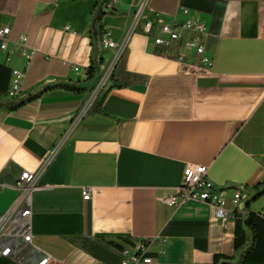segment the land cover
Wrapping results in <instances>:
<instances>
[{
    "label": "crops",
    "instance_id": "obj_1",
    "mask_svg": "<svg viewBox=\"0 0 264 264\" xmlns=\"http://www.w3.org/2000/svg\"><path fill=\"white\" fill-rule=\"evenodd\" d=\"M140 1L113 0L103 16L111 39L127 42L113 71L125 85L110 89L103 111H87L62 141L98 83L85 74L95 0H0V27L10 26L13 40L27 35L36 49L29 65L21 54L7 61L0 53V91L8 92L14 69L24 71V96L58 84L86 88H57L16 111L0 109V213L22 173L39 169L62 141L33 192L27 256L122 264L123 249L151 239V264H214L215 254L234 255L237 218L264 205L240 201L223 223L207 203L174 208L165 200L189 165L207 166L229 197L239 186L253 195L250 188L264 181V0H148L136 20ZM196 17L208 29L207 73L175 60L174 46L158 55L144 29L149 21ZM112 54L103 50V65ZM100 234L127 236L132 245L119 250ZM0 264L22 263L0 257Z\"/></svg>",
    "mask_w": 264,
    "mask_h": 264
},
{
    "label": "built area",
    "instance_id": "obj_2",
    "mask_svg": "<svg viewBox=\"0 0 264 264\" xmlns=\"http://www.w3.org/2000/svg\"><path fill=\"white\" fill-rule=\"evenodd\" d=\"M147 2L148 0L140 1L137 8L136 20L140 18ZM183 12L186 15L190 14V10L186 7L183 8ZM144 29L156 47L158 55L168 56L169 49L174 46L176 54L172 57L186 66L192 73H207L212 67V58L206 51L208 29L205 22L199 18H187L182 21L175 18L172 22L159 23L149 21L146 23ZM11 34L12 29L10 26L5 25L0 27V53L6 54L7 61L13 56L21 54L27 59V64L29 65L36 49L29 45L27 35H20L17 40H13ZM126 46V40L118 43L111 39L107 31L103 34L102 49L113 51L109 61V68L101 81H99L92 97L72 120L62 141L89 110L98 96L97 93L104 87L106 81L109 80ZM75 70L81 71V68L75 67ZM23 77L24 71L19 69L13 70V81L8 90L11 95L22 91ZM62 141L52 150L39 169L36 171H24L17 181L15 185L17 190L15 199L4 212L0 213V257H8L22 264L49 263L50 257L46 255H26L30 247L33 248L32 197L33 192L38 187V181L42 172L48 166ZM91 197L92 188H85L83 199L90 200ZM249 197L250 192L248 189L241 186L237 187L233 195L229 197L225 189L210 179L209 168L207 166L189 165L184 170L180 184L175 187L174 192L165 200L174 208H178L189 201L207 203L215 209L217 216L225 223L234 217V210L238 207L240 201L247 200ZM261 212L264 214V205L261 208ZM151 241V239H138L133 249H123L125 259L122 264H151L153 259L147 256L148 246Z\"/></svg>",
    "mask_w": 264,
    "mask_h": 264
},
{
    "label": "trees",
    "instance_id": "obj_3",
    "mask_svg": "<svg viewBox=\"0 0 264 264\" xmlns=\"http://www.w3.org/2000/svg\"><path fill=\"white\" fill-rule=\"evenodd\" d=\"M69 2H76L80 0H68ZM113 0H95L94 9L91 16V24L89 29L90 42H91V62L86 70V79L92 80L98 76L100 68L104 64V55L102 49V38L103 34L106 32L103 24V16L108 12L111 7ZM100 79V78H99ZM108 82L104 85L98 96L95 98L94 102L90 106L88 112H101L102 103L106 94L110 89L114 87H122L125 83L118 82L114 73L111 74ZM95 87V86H94ZM91 88V91L94 89ZM62 88L75 93H83L85 87H77L68 84H58L53 86H48L41 90L40 92L24 96L21 92L15 95H11L9 92L0 91V109H6L8 111H16L23 107L24 105L39 99L42 94L47 91ZM247 189V187H245ZM249 189V188H248ZM250 191L254 192L253 195L246 200L247 207L250 208L251 204L256 202L262 196H264V181L256 184L254 187L250 188ZM234 210V217H235ZM107 244L122 250L125 245H132V241L127 236L122 235H108L100 234L98 235ZM136 240L133 245L135 246ZM234 255H214V264H246L248 262H264V214L259 211L249 209L246 216L243 219L237 218L236 228H235V238H234ZM147 256L148 253H147Z\"/></svg>",
    "mask_w": 264,
    "mask_h": 264
},
{
    "label": "rangeland",
    "instance_id": "obj_4",
    "mask_svg": "<svg viewBox=\"0 0 264 264\" xmlns=\"http://www.w3.org/2000/svg\"><path fill=\"white\" fill-rule=\"evenodd\" d=\"M109 68V65H103L100 70H99V73H98V76L95 78V82L99 83V81H101V79L104 77L105 73L107 72ZM100 78V79H99ZM108 81H106L107 83ZM97 83V85H98ZM97 85L94 87V89L91 91V88L87 91V94L89 95V97L92 95V93L94 92V90L96 89ZM262 199H260L257 204H256V207L259 208L260 205L262 204V202L264 201V196L261 197Z\"/></svg>",
    "mask_w": 264,
    "mask_h": 264
},
{
    "label": "water",
    "instance_id": "obj_5",
    "mask_svg": "<svg viewBox=\"0 0 264 264\" xmlns=\"http://www.w3.org/2000/svg\"><path fill=\"white\" fill-rule=\"evenodd\" d=\"M102 90V88L100 89V91ZM100 91L97 93V95L100 93Z\"/></svg>",
    "mask_w": 264,
    "mask_h": 264
}]
</instances>
